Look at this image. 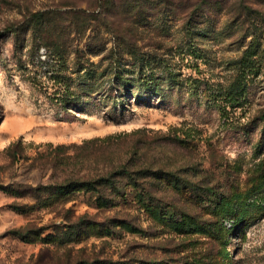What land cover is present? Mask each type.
<instances>
[{
	"label": "rangeland",
	"instance_id": "rangeland-1",
	"mask_svg": "<svg viewBox=\"0 0 264 264\" xmlns=\"http://www.w3.org/2000/svg\"><path fill=\"white\" fill-rule=\"evenodd\" d=\"M0 208V264H264V0H0Z\"/></svg>",
	"mask_w": 264,
	"mask_h": 264
},
{
	"label": "trees",
	"instance_id": "trees-1",
	"mask_svg": "<svg viewBox=\"0 0 264 264\" xmlns=\"http://www.w3.org/2000/svg\"><path fill=\"white\" fill-rule=\"evenodd\" d=\"M46 14L47 13H45V12L39 11L37 14L34 15V19L38 22L40 19H43ZM122 173H123V171H120L119 173L118 172H114V173L110 174L111 175L110 177L113 178L115 175L120 176ZM67 185H69V187H86V188H88L90 190L96 191V188H94V184L92 182H90V181H88V182L73 181V182H69ZM67 185L60 186V188H59L60 194H63V195L67 194V192L64 191V188H63V187H68ZM107 203H106V205H107Z\"/></svg>",
	"mask_w": 264,
	"mask_h": 264
},
{
	"label": "built area",
	"instance_id": "built-area-1",
	"mask_svg": "<svg viewBox=\"0 0 264 264\" xmlns=\"http://www.w3.org/2000/svg\"><path fill=\"white\" fill-rule=\"evenodd\" d=\"M1 211H2V209L0 208V215H1Z\"/></svg>",
	"mask_w": 264,
	"mask_h": 264
}]
</instances>
